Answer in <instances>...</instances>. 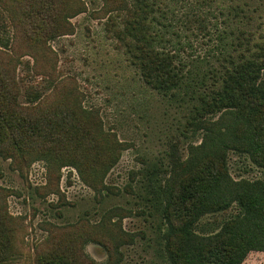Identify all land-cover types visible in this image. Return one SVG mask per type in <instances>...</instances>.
Segmentation results:
<instances>
[{
  "label": "rangeland",
  "instance_id": "obj_1",
  "mask_svg": "<svg viewBox=\"0 0 264 264\" xmlns=\"http://www.w3.org/2000/svg\"><path fill=\"white\" fill-rule=\"evenodd\" d=\"M160 1L169 4L163 9H169L166 21L172 23L165 45L188 63L204 58L196 62L198 76L222 58L230 41L222 36L238 24L237 5L247 1L264 14V0ZM133 3L67 0L55 31L60 35L36 42L29 39L34 29L19 26L12 15L14 2L0 0V61L16 79L17 103L32 107L42 101L43 109L62 96L95 134V175H81L75 166L80 162L38 147L25 156L0 153V221L10 239L2 264H50L67 256L77 262L85 256L84 264H176L170 253L177 245L167 243L158 230L159 214L148 206V169L157 165V181L170 176L172 182L169 143L180 139L185 156L189 145L201 144L203 132L185 128L196 96L191 88L158 93L129 61L116 31ZM212 120L231 128L236 122L230 112ZM227 158L234 181H264V169L246 155L230 151ZM242 214L237 202L214 208L200 217L195 232L213 235ZM198 242L182 244L190 248ZM242 264H264V251L251 250Z\"/></svg>",
  "mask_w": 264,
  "mask_h": 264
},
{
  "label": "trees",
  "instance_id": "obj_2",
  "mask_svg": "<svg viewBox=\"0 0 264 264\" xmlns=\"http://www.w3.org/2000/svg\"><path fill=\"white\" fill-rule=\"evenodd\" d=\"M12 1L17 24L34 29L30 40L38 42L40 36L60 35L55 31L67 0ZM175 1L179 0H169L171 4ZM210 1L200 2L204 5ZM245 2L235 7L238 24L222 36L230 38L222 58L216 65L202 69L199 76L194 69L196 62H204V58L188 63L165 45L171 41L165 33L172 23L166 21L169 9L163 7L169 4L134 0L127 17L122 19L123 28L116 31L129 61L150 88L165 95L191 88L196 94L185 128L201 130V144L189 145L188 157V152L184 156L179 151L180 139L171 141L167 166L176 177L172 182L170 176L165 182L160 178L157 181L158 167L152 165L146 183L148 206L160 216L158 230L168 244L177 245L175 258L170 253L176 264H242L251 250L264 251V181H234L227 162L228 153L233 151L264 169V14ZM204 20L199 19L200 29L204 28ZM17 96L16 79L0 61V153L25 156L38 147L58 159L80 162L75 166L81 175H95V134L74 112V105L61 96L43 109L39 106L42 101L23 107L17 103ZM228 112L235 116L233 128L229 123L212 120L214 115ZM234 202L244 210L241 217L226 222L213 235H197L195 225L201 216ZM7 228L0 221V264L9 258ZM193 239H198V244L190 248L182 244ZM216 243L220 247H214ZM84 257L79 258L80 264H84ZM78 262L67 256L50 264Z\"/></svg>",
  "mask_w": 264,
  "mask_h": 264
}]
</instances>
